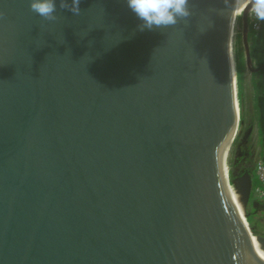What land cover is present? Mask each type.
Listing matches in <instances>:
<instances>
[{
	"label": "water",
	"instance_id": "1",
	"mask_svg": "<svg viewBox=\"0 0 264 264\" xmlns=\"http://www.w3.org/2000/svg\"><path fill=\"white\" fill-rule=\"evenodd\" d=\"M190 8L140 31L126 0H57L55 21L0 0V264H263L228 195L253 190L231 172L253 127L247 0Z\"/></svg>",
	"mask_w": 264,
	"mask_h": 264
},
{
	"label": "clouds",
	"instance_id": "2",
	"mask_svg": "<svg viewBox=\"0 0 264 264\" xmlns=\"http://www.w3.org/2000/svg\"><path fill=\"white\" fill-rule=\"evenodd\" d=\"M81 0H59V8L74 15H80ZM127 7L140 21V31L166 29L187 21L192 16L190 0H126ZM249 13L259 21H264V0H247ZM30 11L44 21H55L57 0H30Z\"/></svg>",
	"mask_w": 264,
	"mask_h": 264
},
{
	"label": "trees",
	"instance_id": "3",
	"mask_svg": "<svg viewBox=\"0 0 264 264\" xmlns=\"http://www.w3.org/2000/svg\"><path fill=\"white\" fill-rule=\"evenodd\" d=\"M248 41L250 48V56L253 64V68L256 69L250 73V83L253 89V107L255 111V121L257 128V144L258 152L256 158L261 161L264 166V29L261 28L259 31H255L251 25H249L248 31ZM254 157V161L256 159ZM254 169V188L264 187L261 185V181L255 172V165L253 163ZM253 188V189H254ZM249 216L246 219L244 217V222L249 228V224L252 228V211L250 205H248ZM252 210V211H251ZM254 229V233L258 234V231Z\"/></svg>",
	"mask_w": 264,
	"mask_h": 264
},
{
	"label": "rangeland",
	"instance_id": "4",
	"mask_svg": "<svg viewBox=\"0 0 264 264\" xmlns=\"http://www.w3.org/2000/svg\"><path fill=\"white\" fill-rule=\"evenodd\" d=\"M246 82H247V92H248V99H249V106H250V110H251V115H252V120H253V127H252V133H251V137L250 140L241 156V158L239 159V161L236 163V165L234 166V168L231 170L232 174L234 176L237 175V172L242 169V167H246L248 165L254 167L252 165V160L253 158L257 156V152H258V144H257V128H256V121H255V111H254V107H253V89L250 83V72L247 73L246 76ZM253 178H254V174H253ZM254 182H255V178H254ZM255 190V188L252 190V192ZM253 196V194H252ZM249 206L247 205V209L246 212L248 213ZM252 211V210H251ZM249 214V213H248ZM252 214L255 216L254 218L252 217V228H255L256 231H258V234H260V232H264V207H261L260 210L256 211ZM254 230V229H252Z\"/></svg>",
	"mask_w": 264,
	"mask_h": 264
},
{
	"label": "bare ground",
	"instance_id": "5",
	"mask_svg": "<svg viewBox=\"0 0 264 264\" xmlns=\"http://www.w3.org/2000/svg\"><path fill=\"white\" fill-rule=\"evenodd\" d=\"M249 7L250 6L247 4V8ZM228 195L233 205V208L239 214L241 221L243 223V226L245 227V230L247 231V234L249 236L250 245H251L254 255L257 257V259L261 263L264 264V250L261 248L260 244L257 242L256 237L253 235V233H251L250 227L248 228L244 222V217L246 216V209L244 206L243 197L231 185H229L228 187Z\"/></svg>",
	"mask_w": 264,
	"mask_h": 264
},
{
	"label": "built area",
	"instance_id": "6",
	"mask_svg": "<svg viewBox=\"0 0 264 264\" xmlns=\"http://www.w3.org/2000/svg\"><path fill=\"white\" fill-rule=\"evenodd\" d=\"M248 20H249V25H251L255 31H259L261 28L264 29V21H259L255 19V17L252 16L249 13V11H248ZM254 165L258 179L262 182L261 185H264V166L261 163V161L257 158L254 161ZM254 192L258 196V198L264 200V187H256Z\"/></svg>",
	"mask_w": 264,
	"mask_h": 264
},
{
	"label": "crops",
	"instance_id": "7",
	"mask_svg": "<svg viewBox=\"0 0 264 264\" xmlns=\"http://www.w3.org/2000/svg\"><path fill=\"white\" fill-rule=\"evenodd\" d=\"M256 189V188H255ZM253 194V196H252ZM250 196V200L248 202V205L251 206V208L253 209V213L260 210L261 207H264V200L258 198V196L255 194V192L253 191Z\"/></svg>",
	"mask_w": 264,
	"mask_h": 264
},
{
	"label": "flooded vegetation",
	"instance_id": "8",
	"mask_svg": "<svg viewBox=\"0 0 264 264\" xmlns=\"http://www.w3.org/2000/svg\"><path fill=\"white\" fill-rule=\"evenodd\" d=\"M251 73V72H250ZM258 155V154H257ZM254 163V158L252 160V165ZM243 172H248L250 175H251V178H252V187L254 188V178H253V174H254V169L252 166L248 165L246 167H242V169H240L238 172H237V175L240 176L243 174ZM252 217L254 218L255 216L252 214ZM258 235H264V232H260V234Z\"/></svg>",
	"mask_w": 264,
	"mask_h": 264
}]
</instances>
